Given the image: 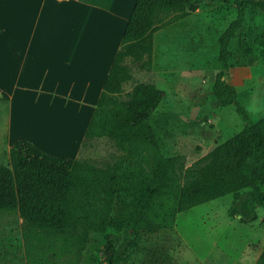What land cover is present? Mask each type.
Wrapping results in <instances>:
<instances>
[{
    "label": "crops",
    "instance_id": "1",
    "mask_svg": "<svg viewBox=\"0 0 264 264\" xmlns=\"http://www.w3.org/2000/svg\"><path fill=\"white\" fill-rule=\"evenodd\" d=\"M134 3L0 0V165H10L12 142L24 138L73 158L77 172L118 176L106 230L87 231L80 250L70 249V236L40 237L28 220L33 233L19 220L6 223L4 247L18 264H104L149 181L143 147L132 137L110 136L108 115L96 107ZM177 201H152L128 264H255L264 248V220L255 225L216 215L203 231L186 222L189 209L178 212ZM93 233L107 236L93 243ZM110 235L117 240L109 242Z\"/></svg>",
    "mask_w": 264,
    "mask_h": 264
},
{
    "label": "trees",
    "instance_id": "2",
    "mask_svg": "<svg viewBox=\"0 0 264 264\" xmlns=\"http://www.w3.org/2000/svg\"><path fill=\"white\" fill-rule=\"evenodd\" d=\"M234 4L236 17L218 37L211 103L234 105L244 127L186 166L182 155L168 150L156 123L164 91L154 83L137 82L124 93L123 84L133 78L128 59L142 69L151 68L154 33L165 18L186 17L197 5L193 0H135L96 107L108 115L110 136L118 141L132 137L143 147L149 181L131 216L118 228L119 241L104 264H128L136 229L156 198L177 196L181 212L233 194L228 212L244 223L257 219V206L264 208V115L252 121L238 102L235 86L225 78L233 57L229 45L242 33L247 7L264 10V0H234ZM254 41L264 62V25ZM9 158V166L0 165V211L19 212L24 228L33 233L29 222L33 223L40 237L70 236L73 251L82 248L87 231L106 230L117 175L77 172L73 158L50 154L24 138L12 142ZM255 264H264V248Z\"/></svg>",
    "mask_w": 264,
    "mask_h": 264
},
{
    "label": "rangeland",
    "instance_id": "3",
    "mask_svg": "<svg viewBox=\"0 0 264 264\" xmlns=\"http://www.w3.org/2000/svg\"><path fill=\"white\" fill-rule=\"evenodd\" d=\"M193 3L196 10L180 19L167 16L164 25L154 33L150 69L127 60L133 78L123 84L124 93L137 82L154 83L164 91L156 123L168 150L182 155L186 166L244 127L234 105L211 103V89L218 71V37L236 17L234 0H193ZM263 25L264 10L247 7L242 33L229 45L233 57L225 75L226 81L235 86L238 102L247 109L252 121L264 115V62L260 46L254 41ZM2 157L0 154V162ZM233 202L234 195L228 194L194 206L188 210L186 222L206 231L209 222L214 221L213 216L228 215ZM258 214L255 222L260 223L264 220V208L259 207ZM18 220L23 225L19 213L0 211V264H18L14 252L4 247L2 230L6 223ZM199 229L196 231L202 232ZM100 236L107 233H93L91 241L95 243ZM113 240H117L116 236L110 235L109 242ZM105 251L106 248L100 249L102 255Z\"/></svg>",
    "mask_w": 264,
    "mask_h": 264
}]
</instances>
